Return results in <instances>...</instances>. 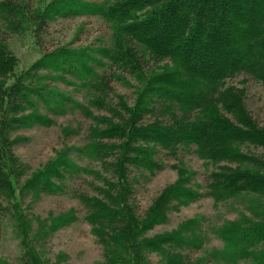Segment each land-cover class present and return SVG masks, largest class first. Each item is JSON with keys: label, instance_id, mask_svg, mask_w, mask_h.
I'll return each mask as SVG.
<instances>
[{"label": "trees", "instance_id": "1", "mask_svg": "<svg viewBox=\"0 0 264 264\" xmlns=\"http://www.w3.org/2000/svg\"><path fill=\"white\" fill-rule=\"evenodd\" d=\"M1 4L7 20H11L9 24L17 25L13 28L28 20L41 31L48 20L91 14L108 23L111 33L108 42L97 47L46 53L7 86L2 79L14 73L17 60L4 43L6 34L0 30V114L8 111L7 117H1L4 126L0 127V211L11 183L1 144L5 141L4 130L22 121L52 123L38 114L23 120L10 115L36 106L31 99L35 95L41 96L43 105L51 110V101L59 110L65 109L67 101L73 108L85 110L63 96L57 100L46 97L42 91L48 87L44 85L30 86L28 81L35 78L33 72L51 68L74 76L92 73L101 96L92 98L91 104L105 108L101 100L110 98L115 80L147 69L153 62L171 63L172 67L167 66L150 80L133 106L119 101L120 108L110 111L116 125L97 119L107 129L94 132L88 144L92 159H112L108 166L112 179L117 181H113V192L106 199L86 198L88 222L101 230L95 232L105 247L108 264H146L147 252L163 254L170 247L199 251L204 246V237L195 235L196 221L186 226L184 235L144 238L154 226L168 220L167 209L172 201L177 202L175 206H187L204 196L199 192L200 185L196 189L180 185L159 199L155 205L159 209L153 215L145 220L137 218L131 201L134 182L129 174L134 169L152 174L162 169L163 165L156 161L159 149L173 157L179 149L194 148L198 157L207 162L226 163L208 177L206 194L216 201L250 194L264 201V154L248 150L252 147L264 151V126L248 108L245 87L222 89L238 77L244 78L241 84L250 78L264 86V0H54L35 19L31 11L25 17L21 15L29 10V2L6 0ZM19 6L21 11L16 9ZM88 113L89 117L93 114ZM81 170L63 156L36 176L34 186L44 192H63L68 176ZM212 229L223 242L221 249L209 254L214 263L264 264V223Z\"/></svg>", "mask_w": 264, "mask_h": 264}, {"label": "rangeland", "instance_id": "2", "mask_svg": "<svg viewBox=\"0 0 264 264\" xmlns=\"http://www.w3.org/2000/svg\"><path fill=\"white\" fill-rule=\"evenodd\" d=\"M5 1L0 0V30L6 34L4 43L17 60L14 73L6 74L7 77L2 79L8 83L7 86L22 73L26 74L46 53L97 47L104 41L107 43L110 37L108 23L91 14L48 20L41 31L33 22L24 19L23 26L13 28L17 25L9 24L11 20H7L8 15L1 4ZM24 1L29 2L30 7L21 15L25 17L31 11L29 14L35 19L54 0ZM14 4L18 5L16 2ZM16 9L21 11L20 6ZM153 63H149L147 69L122 76V79L111 84L110 98L106 100L101 97L104 107H109L107 110L106 107L99 108L91 104L92 98L101 96L95 88L97 84L92 81L96 79L92 73L74 76L70 72L51 68L33 72L35 78L28 81L30 86L44 85L48 87L42 91L46 97H55L54 100H57L63 96L82 105L85 110L73 108L68 101L65 102L64 110L54 107L51 101V110L43 105L41 96L35 95L31 99L32 105L36 106H27L25 112L10 115L13 119L23 120L38 114L52 123L41 125L22 121L3 132L5 141L2 140L1 144L11 183L1 200L4 204L0 211L2 264H108L105 247L95 232L101 230L88 222L86 198L106 199L113 192V181H117L112 179L113 174L108 166L112 159H92V154L88 153V144L94 132L107 129L106 125L96 122L97 119L116 125V117L110 111L120 106L119 101H127L133 106L150 80L163 73L167 66L172 67L167 62ZM95 69L97 73L101 72L97 65ZM243 79H233L224 84L222 89L245 87L248 108L256 121L264 126V86L250 78H247L246 84H241ZM89 111L93 113L90 117L87 116ZM7 115L8 111L0 114L1 128L4 126L1 117ZM248 150L254 154H264L261 149L251 147ZM63 156L82 169L68 176L62 184L64 191L49 193L44 192L40 186L35 187L36 176ZM156 161L163 168L153 174L145 169H134L129 174L134 182L131 201L138 219L145 220L153 215L159 209L155 207L159 199L177 186L196 189L200 185L199 192L204 196L187 206H175L177 202L172 201L167 209L168 220L154 226L144 234V238L152 239L172 233L184 235L186 226L196 221L198 226H195V235L204 237V246L199 251L170 247L163 254L147 252L146 264H216L209 254L221 249L223 242L212 228L219 229L230 224L246 227L264 223V201L259 196L241 195L227 201H216L206 194L209 174L217 171L218 167L227 166L226 163L214 165L207 162L198 157L194 148L179 149L173 157L166 150L159 149ZM53 181L60 184L57 180Z\"/></svg>", "mask_w": 264, "mask_h": 264}]
</instances>
